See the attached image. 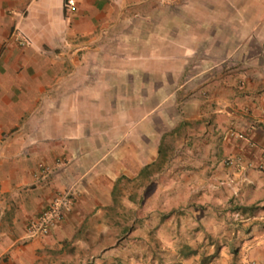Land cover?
Listing matches in <instances>:
<instances>
[{
  "label": "crops",
  "instance_id": "crops-1",
  "mask_svg": "<svg viewBox=\"0 0 264 264\" xmlns=\"http://www.w3.org/2000/svg\"><path fill=\"white\" fill-rule=\"evenodd\" d=\"M201 254L264 264V0H0V264Z\"/></svg>",
  "mask_w": 264,
  "mask_h": 264
},
{
  "label": "built area",
  "instance_id": "built-area-1",
  "mask_svg": "<svg viewBox=\"0 0 264 264\" xmlns=\"http://www.w3.org/2000/svg\"><path fill=\"white\" fill-rule=\"evenodd\" d=\"M19 42L22 45L27 44L26 39H20ZM60 162V160H57ZM51 166L47 165L43 171L49 172ZM73 190L72 188L60 192L54 199L52 205L43 210L39 216L34 217L30 220L28 225V232L31 236L39 234H47L51 227L56 224L65 213L70 210L73 204Z\"/></svg>",
  "mask_w": 264,
  "mask_h": 264
},
{
  "label": "rangeland",
  "instance_id": "rangeland-1",
  "mask_svg": "<svg viewBox=\"0 0 264 264\" xmlns=\"http://www.w3.org/2000/svg\"><path fill=\"white\" fill-rule=\"evenodd\" d=\"M126 190H127V187H126ZM152 190H153V187H151V189H150L149 192H148V194H149L148 197H149V198L152 196ZM119 191H122V190H119ZM159 198H160V200H163L164 203H166V204H170V203H172V201H173L172 197H171L169 194H167V195H166V194H164V195L162 194V195L159 196ZM126 223H127V222H126ZM132 223H135V224L140 223V224H141V228H145V229H146V228H150V227H149L150 224H153V225L155 224L154 221H153V223H150V222H137V221H135V222L133 221ZM149 223H150V224H149ZM182 224H185V222H184V221H183V222H178V225H177V224H176V225H177V227H178V226H181ZM146 226H147V227H146ZM134 227H135V226L133 225V228H134ZM152 229H154V227H153ZM183 255H184V257L186 256L185 254H179V258H180V257H183ZM210 256H211V255H204V254H201V258H200L201 260H200V261L202 262L203 257H207V258H209ZM213 259H215V258L213 257ZM213 259H211L210 261H212ZM239 259H240V258H239V256H238V254H234V255H233V260H234V261H237V260L239 261ZM210 261L206 262L205 264H209Z\"/></svg>",
  "mask_w": 264,
  "mask_h": 264
},
{
  "label": "trees",
  "instance_id": "trees-1",
  "mask_svg": "<svg viewBox=\"0 0 264 264\" xmlns=\"http://www.w3.org/2000/svg\"><path fill=\"white\" fill-rule=\"evenodd\" d=\"M214 256H215V255L213 254V255H211L209 258H207V257H203V260H202L201 264H205L206 262L210 261L211 259H213Z\"/></svg>",
  "mask_w": 264,
  "mask_h": 264
}]
</instances>
